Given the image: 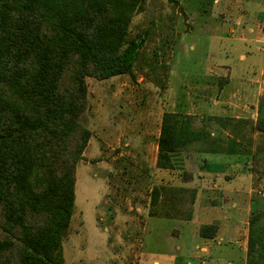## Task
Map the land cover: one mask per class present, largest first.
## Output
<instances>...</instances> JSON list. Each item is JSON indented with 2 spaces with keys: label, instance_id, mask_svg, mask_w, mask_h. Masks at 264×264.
<instances>
[{
  "label": "rangeland",
  "instance_id": "obj_1",
  "mask_svg": "<svg viewBox=\"0 0 264 264\" xmlns=\"http://www.w3.org/2000/svg\"><path fill=\"white\" fill-rule=\"evenodd\" d=\"M134 36L143 43L132 75L85 79L87 105L80 121L91 136L76 167L74 211L62 238L64 264H149L151 257L172 264L178 254L200 253L195 244L206 240L188 232L193 224L148 216L152 188L167 179L175 182L174 169L168 176L156 166L165 111L191 115L195 127L207 129L218 117L236 118L230 108L238 99L231 94L239 85L227 81L242 78L248 98L242 97L246 106L240 119L246 122L240 128L253 135L249 128L264 93V0H146L128 25L127 37ZM258 142L256 159L264 169V132ZM183 164L182 155L185 169ZM176 178L185 182L180 168ZM237 185L246 191L248 179L229 182V187ZM259 189L263 195L257 196L264 200V184ZM259 201L248 215L264 209ZM172 228L180 231L179 237ZM150 236H165L169 242H146L147 249L163 246L146 252L145 238ZM241 239L211 243V258L242 264L246 251ZM178 242L181 251L175 248ZM205 257L200 256L202 263Z\"/></svg>",
  "mask_w": 264,
  "mask_h": 264
},
{
  "label": "trees",
  "instance_id": "obj_2",
  "mask_svg": "<svg viewBox=\"0 0 264 264\" xmlns=\"http://www.w3.org/2000/svg\"><path fill=\"white\" fill-rule=\"evenodd\" d=\"M146 0H0V264H64L62 238L74 211L75 172L91 132L80 117L86 77L133 74L142 39L127 37ZM193 116L162 114L156 166L181 169L195 143L248 154L246 120L218 117L227 139L213 137ZM247 124V123H246ZM240 131L242 134H240ZM250 132H264V93ZM240 134V135H239ZM195 189L159 183L148 216L191 220ZM198 233L213 238L216 225ZM245 264H264V209L248 219Z\"/></svg>",
  "mask_w": 264,
  "mask_h": 264
},
{
  "label": "crops",
  "instance_id": "obj_3",
  "mask_svg": "<svg viewBox=\"0 0 264 264\" xmlns=\"http://www.w3.org/2000/svg\"><path fill=\"white\" fill-rule=\"evenodd\" d=\"M243 55H240V59ZM229 85H239L236 91L232 92L231 96L234 95L233 99H238V104L235 103L233 108H230L231 113L236 118L244 117L243 109L246 106L243 100L248 97L244 96L242 93L243 84L245 80L242 78H231L227 81ZM236 102V101H235ZM230 113V112H229ZM199 127V126H197ZM211 135L213 137L227 139L232 135L229 130L221 129L217 124L209 125ZM157 134V138H158ZM260 135L259 131H255L252 135V142L250 147V152L248 154H228L225 152L214 151L209 149L204 143L191 144L188 146L186 151H183V161L184 170L191 174V177L182 183H177V176L179 175V169L176 170L175 177L173 181L169 183H175V185H181L186 188L195 189V201L193 204V214L191 220H181L172 219L180 222L191 223L193 227L188 230L190 233L196 232L198 235V229L203 224H214L216 225V233L213 238H203L206 241H197L195 248L199 249L200 253L194 256L182 257L180 254L176 255L172 261V264L177 263V261L185 262L184 264H194V259L196 264H208L207 259L210 258L213 264H233L231 260H224L220 257L211 258L210 246L211 243H221L224 238L232 240V238L241 236L242 243L244 247L242 250L246 251V239H247V224L249 212L252 209V204L255 202L263 203L259 197L263 195L259 188L263 187L264 184V169L261 168L256 159V153L258 152V137ZM157 146V144H156ZM207 154L208 156H204ZM211 155V158H208ZM226 155L233 156L232 158H227L224 162L221 161V157ZM233 166V167H231ZM233 168V169H230ZM173 169H164L161 173L171 176ZM244 175V177H243ZM162 178H164L162 176ZM242 178L243 181L248 179V189L246 191H241L242 185H237L229 187V182L233 180H238ZM168 179L166 180V182ZM225 183H222L224 182ZM223 184V185H221ZM244 188V187H243ZM257 189V190H256ZM256 192V193H255ZM259 195V196H257ZM222 211V212H221ZM223 212H226L224 214ZM163 219V218H160ZM165 219V218H164ZM173 235L179 237L180 231L175 228ZM171 229V232L173 231ZM237 234V235H235ZM146 242L148 243H167L169 242L165 236H150L145 238V248L146 252L154 253L163 249L162 245L155 246L152 250L150 247L147 249ZM176 249L183 248L182 244L178 242L175 245ZM145 252V254H146ZM149 255V254H148ZM204 255L207 259L202 263L200 261V256ZM147 256V254H146ZM150 257V256H149ZM205 257V258H206ZM148 258V257H146ZM246 252L242 264H245ZM148 260L149 264H160L157 258L151 257ZM226 261V263H224Z\"/></svg>",
  "mask_w": 264,
  "mask_h": 264
}]
</instances>
